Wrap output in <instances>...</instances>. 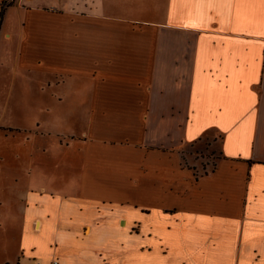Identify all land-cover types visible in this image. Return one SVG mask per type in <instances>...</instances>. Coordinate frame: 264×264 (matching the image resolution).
I'll list each match as a JSON object with an SVG mask.
<instances>
[{"label":"crops","instance_id":"obj_1","mask_svg":"<svg viewBox=\"0 0 264 264\" xmlns=\"http://www.w3.org/2000/svg\"><path fill=\"white\" fill-rule=\"evenodd\" d=\"M2 12L7 125L80 144L71 183L54 164L51 188L0 187V230L20 239L4 264H264V0Z\"/></svg>","mask_w":264,"mask_h":264},{"label":"rangeland","instance_id":"obj_2","mask_svg":"<svg viewBox=\"0 0 264 264\" xmlns=\"http://www.w3.org/2000/svg\"><path fill=\"white\" fill-rule=\"evenodd\" d=\"M16 2L17 0H6V3L11 5ZM9 21L15 26L18 23V18L14 14H11ZM16 27H18V24ZM3 103V95L0 94V187L6 185H18L22 187L42 185L45 188H51L54 185V180L51 178L54 164H56L54 171H58L63 179H66L68 183L74 181L73 175H64V173L67 167L73 173L74 161H78L77 166L79 168L78 149L80 144L72 138L63 135L74 132L58 127V132L61 136L43 135L42 133L36 134L27 129L41 130V127L26 126L27 124L20 121L19 115L18 117L11 116L16 118V121L12 122L16 124L17 128L12 129L10 125H7L8 119L4 117ZM33 150H35V158L32 159L30 154ZM43 150H46L47 153L42 152ZM212 151L205 144L198 145L190 150L191 153L194 152L193 154L198 156V165L201 166L203 164L204 168L206 167L207 159L213 160L216 157L217 152ZM55 153H58L60 156L58 161L54 160ZM43 154L51 156V158L47 157L48 166L44 160L46 157H42ZM77 166L75 167L77 168ZM29 167L33 168L34 173L26 176V171L30 170ZM3 229H7L8 232L1 231L2 229L0 230V264H4L6 260L12 261L20 257L17 249L20 239L19 236H13V234L17 233L16 228L13 224L7 222L6 228Z\"/></svg>","mask_w":264,"mask_h":264},{"label":"trees","instance_id":"obj_3","mask_svg":"<svg viewBox=\"0 0 264 264\" xmlns=\"http://www.w3.org/2000/svg\"><path fill=\"white\" fill-rule=\"evenodd\" d=\"M3 15H4V13L2 12L1 15H0V22H1L2 18H3Z\"/></svg>","mask_w":264,"mask_h":264}]
</instances>
